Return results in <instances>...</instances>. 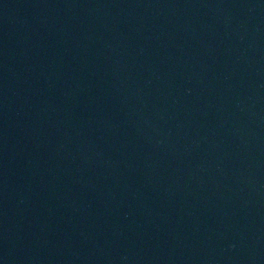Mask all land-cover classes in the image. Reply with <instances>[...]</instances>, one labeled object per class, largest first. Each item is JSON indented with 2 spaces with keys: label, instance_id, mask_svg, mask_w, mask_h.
Instances as JSON below:
<instances>
[{
  "label": "water",
  "instance_id": "1",
  "mask_svg": "<svg viewBox=\"0 0 264 264\" xmlns=\"http://www.w3.org/2000/svg\"><path fill=\"white\" fill-rule=\"evenodd\" d=\"M0 264H264V0H0Z\"/></svg>",
  "mask_w": 264,
  "mask_h": 264
}]
</instances>
